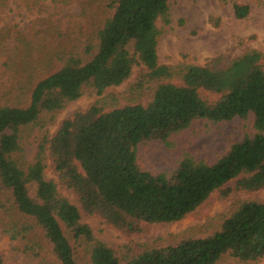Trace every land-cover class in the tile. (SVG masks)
Masks as SVG:
<instances>
[{
	"label": "trees",
	"instance_id": "1",
	"mask_svg": "<svg viewBox=\"0 0 264 264\" xmlns=\"http://www.w3.org/2000/svg\"><path fill=\"white\" fill-rule=\"evenodd\" d=\"M167 1L107 0L109 15L93 41L84 44L81 56H63L56 69L28 87L19 84L17 101L0 103V182L9 189L16 211L28 220L11 237L39 229L50 245L52 264H77L64 229L74 241L91 244L87 264H215L223 256L248 263L264 257V202L259 201L240 202L205 237H188L135 254L125 246L121 256L81 222L82 211L130 237L142 233L145 225L183 219L215 191L226 198L234 191L264 188L262 55L247 51L215 69L159 64L156 44L162 30L156 22L168 24ZM232 9L235 19L249 13L246 4L234 3ZM133 66L140 68L137 88L145 81L155 83L145 104L106 111L92 104L75 111L50 137L41 138L31 163H17L21 128L36 125L43 113L76 100L85 87L101 95L122 84ZM200 91L215 97L207 100ZM25 98L26 104L18 105ZM249 115L252 135L230 144L211 164L185 153L174 170L153 175L136 162L139 144L156 140L165 144L170 135L198 120L218 123ZM46 160L77 206L45 178Z\"/></svg>",
	"mask_w": 264,
	"mask_h": 264
},
{
	"label": "rangeland",
	"instance_id": "2",
	"mask_svg": "<svg viewBox=\"0 0 264 264\" xmlns=\"http://www.w3.org/2000/svg\"><path fill=\"white\" fill-rule=\"evenodd\" d=\"M246 4L249 13L243 19L233 16V4ZM168 24L159 20L157 38L158 63L167 66L186 65L222 68L247 51L262 55L264 66V0H168ZM107 0H0V103L15 102L19 84L28 87L36 79L56 69L65 55L81 56L84 44L92 42L95 32L109 15ZM139 67L133 66L130 77L122 84L96 95L85 87L76 100L52 113H43L36 125L21 128L19 151L14 159L20 166L31 163L42 137H50L59 123L75 111L92 104L102 110L132 103L145 104L155 83L135 86ZM213 100L214 95L200 91ZM27 99L18 105H25ZM253 118H233L218 123L198 120L190 127L170 135L167 143L159 140L139 144L136 148L138 166L153 175L174 170L185 153L195 160L211 164L222 156L230 144L252 135ZM45 178L57 184V192L77 206L73 193L61 187L46 160ZM264 202V188L255 192L234 191L221 198L215 191L196 210L183 219L168 224L145 225L142 233L124 236L96 216L82 211L95 239L105 243L121 256L127 246L132 254L145 248L171 245L181 239L202 238L216 231L221 221L243 201ZM28 220L20 215L10 200L9 189L0 182V254L2 264H52L50 245L35 228L28 235L11 237ZM19 232V231H18ZM77 264H87L91 244L74 241L64 229ZM35 242L37 245H33ZM25 246L28 248L25 249ZM215 264H264L261 259L241 263L223 256Z\"/></svg>",
	"mask_w": 264,
	"mask_h": 264
}]
</instances>
